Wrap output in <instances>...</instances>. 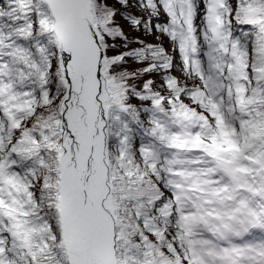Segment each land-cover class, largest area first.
Returning a JSON list of instances; mask_svg holds the SVG:
<instances>
[{"label": "snow or ice", "instance_id": "6c2138e0", "mask_svg": "<svg viewBox=\"0 0 264 264\" xmlns=\"http://www.w3.org/2000/svg\"><path fill=\"white\" fill-rule=\"evenodd\" d=\"M0 264H264V0H0Z\"/></svg>", "mask_w": 264, "mask_h": 264}]
</instances>
